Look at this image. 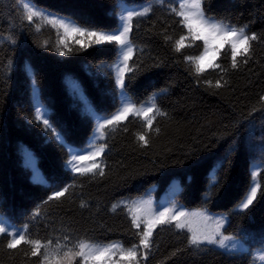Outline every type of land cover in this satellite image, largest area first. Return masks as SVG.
Instances as JSON below:
<instances>
[{
	"label": "trees",
	"instance_id": "16d2710c",
	"mask_svg": "<svg viewBox=\"0 0 264 264\" xmlns=\"http://www.w3.org/2000/svg\"><path fill=\"white\" fill-rule=\"evenodd\" d=\"M31 2L97 30L119 26L120 5L124 10L153 5L148 16L133 19L134 53L128 63L139 70L127 74L133 77L126 79L127 94L138 106L157 94L167 115L154 122L159 133L146 131L143 121L132 117L115 131L106 130L98 142L107 144L104 176L69 171L67 145L85 147L98 119L110 117L121 105L112 67L119 48L105 44L79 50L70 40L72 53L61 55L55 29L42 25L37 32L23 19L20 0H0V219L18 227L28 222L30 238L42 241L68 235L72 243L121 241L130 247L139 242L138 230L123 206L113 211L112 205L175 186L177 204L221 214L225 234L246 248L202 246L195 251L187 245L186 230L165 225L154 233L146 264H254L253 256L264 250V110L253 111L264 109V42H253L247 64L238 57L239 67L233 69L230 54L222 52L216 62L226 72L208 69L197 77L185 56L199 55L202 47L174 50V41L186 34L181 18L170 11L179 10L176 0ZM203 7L217 20L226 18L236 27L248 25L249 34H264V0H206ZM217 80L222 87H215ZM161 89L167 92L160 94ZM37 107L51 130L36 120ZM138 133L146 135L147 145L137 140ZM253 171L260 173L262 189L254 205L242 210L239 205L254 186ZM68 185H73L69 194L44 203ZM37 207L40 216L31 220ZM39 262L30 256L29 246L9 250L0 239V264Z\"/></svg>",
	"mask_w": 264,
	"mask_h": 264
},
{
	"label": "snow or ice",
	"instance_id": "6c2138e0",
	"mask_svg": "<svg viewBox=\"0 0 264 264\" xmlns=\"http://www.w3.org/2000/svg\"><path fill=\"white\" fill-rule=\"evenodd\" d=\"M205 2L206 0H176L179 10L175 7L170 9L175 16L181 18L179 23L186 29V34L174 41V50L179 53L186 47H202L199 55L185 56L186 62L193 67L197 77L208 69H219L221 72H226V69L216 62L222 52L225 56L230 54L233 69L239 67L238 57L244 58L242 62L247 64L251 58L253 42H264V34L255 32L249 34L248 25L236 27L225 22L226 18L217 20L215 17L206 15L203 7ZM19 7L24 13L23 19L30 25H35L37 32L41 31L42 25L50 26L56 30L58 37L56 50L61 55L72 53L73 48L69 46L70 40L75 45H79V50L105 44L119 48V58L112 67L116 73V85L121 92L120 107L110 117L104 116L98 119L94 135L85 147L74 150L71 145H67L71 159L66 162L65 167L69 171L81 177L88 175L102 177L105 175L102 157L106 152L107 144L98 142L105 139L106 130L115 131L123 122L132 117L141 119L145 130L150 132L154 129V122L157 118L167 115L157 103L159 98L157 94L154 93L139 106L127 94L126 79L133 78L127 74L139 70L138 65L130 66L128 63L134 53V45L130 39V34L133 31V19L148 16L153 10V5L148 4L140 9L129 8L127 10H124V5H120L122 8V14L119 16L121 23L117 28L111 30L94 29L71 17L44 10L32 3L31 0H20ZM165 38L171 39V37ZM197 41L201 44L195 45ZM47 45L48 42L44 41L42 46L47 47ZM206 83L212 86L211 80H207ZM222 86L221 80L215 82L216 88ZM166 92L167 89L160 90V94ZM260 101L264 102V96L260 97ZM258 110L264 109H254L253 111ZM36 120L42 122L46 130L52 129L49 119L39 107L36 109ZM125 130L127 129L125 128ZM154 130L156 133L160 131L158 127ZM136 138L142 142V145L148 144L145 134L138 133ZM57 140L60 141L61 137L57 136ZM258 175L260 173L252 172L254 186L250 188L249 194L239 205L242 210L250 209V206H253L254 201L257 200V193L262 189L261 183L257 180ZM37 178L39 179V174H37ZM72 187L73 185H68L53 192L44 203L59 201L70 193ZM261 198H264V191L261 192ZM86 206V203L82 201L81 207ZM121 206L127 210L132 228L138 230L135 235L139 242L133 243L130 247H125L121 241L100 243L77 239L75 243H72V239L68 235H64L62 238L57 237L55 240L50 238L47 241L33 239L30 238L28 232V222L23 227H18L15 224H9L5 219H0V239L6 240V248L9 250H17L21 245L29 246L30 256L39 257V264H146L154 246L152 239L154 233L165 225L173 227L178 232L186 230L190 234L187 236V245L195 251H201L202 246H215V248L226 250L236 247L231 243L236 240V237L222 231L225 226L223 218L214 219L203 211L190 213L182 210V206L176 203L163 207L154 206L151 199L122 201L119 204H113L112 210L115 211ZM39 216L40 208L37 207L30 219L35 220ZM190 217H199L202 222L201 226L193 227ZM203 250L211 251L213 249L203 248ZM25 255H29V253H25ZM114 257H118V259H114ZM257 261L259 264H264V250L253 256L254 264Z\"/></svg>",
	"mask_w": 264,
	"mask_h": 264
},
{
	"label": "rangeland",
	"instance_id": "374dc122",
	"mask_svg": "<svg viewBox=\"0 0 264 264\" xmlns=\"http://www.w3.org/2000/svg\"><path fill=\"white\" fill-rule=\"evenodd\" d=\"M127 9H129V8H126L125 10H127ZM121 14H122V12H121ZM178 190L179 189H177L174 186L168 191H164V190L161 191V192L158 191V192L149 194L148 196H145V197L139 198V199H145V200L151 199V201L153 202L154 206H160V207L169 206L172 203H176V196H174V195L177 194ZM180 206H182V205H180ZM182 210L190 212V213L191 212L202 211V210H196V209H188V208H185L184 206H182ZM203 212H206V214L212 216L214 219H221V218L224 219V217L221 214H219V213H212V212H208V211H203ZM190 219H191V223H192L193 227L201 226L202 222H201L199 217H190ZM225 223H226V221H225ZM222 231H223V229H222ZM231 243L235 244L236 247L233 248V249H228V250H226V249H220V250H224V251H242V250H244L246 248V245H244L243 243H241L237 239L232 241ZM212 247H215V246H212ZM217 249H219V248H217Z\"/></svg>",
	"mask_w": 264,
	"mask_h": 264
}]
</instances>
